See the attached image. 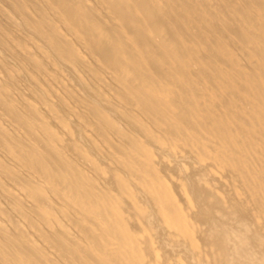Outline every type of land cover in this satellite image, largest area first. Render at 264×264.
Returning a JSON list of instances; mask_svg holds the SVG:
<instances>
[{
  "label": "bare ground",
  "instance_id": "bare-ground-1",
  "mask_svg": "<svg viewBox=\"0 0 264 264\" xmlns=\"http://www.w3.org/2000/svg\"><path fill=\"white\" fill-rule=\"evenodd\" d=\"M0 264H264V0H0Z\"/></svg>",
  "mask_w": 264,
  "mask_h": 264
}]
</instances>
